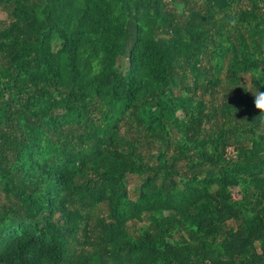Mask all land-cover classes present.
Returning <instances> with one entry per match:
<instances>
[{
	"label": "trees",
	"instance_id": "obj_1",
	"mask_svg": "<svg viewBox=\"0 0 264 264\" xmlns=\"http://www.w3.org/2000/svg\"><path fill=\"white\" fill-rule=\"evenodd\" d=\"M262 83L264 0H0V264H264Z\"/></svg>",
	"mask_w": 264,
	"mask_h": 264
},
{
	"label": "clouds",
	"instance_id": "obj_2",
	"mask_svg": "<svg viewBox=\"0 0 264 264\" xmlns=\"http://www.w3.org/2000/svg\"><path fill=\"white\" fill-rule=\"evenodd\" d=\"M261 86H264V83H262ZM253 97L254 107L259 110L258 117H264V91H259L257 89L256 92L253 94ZM261 122L264 123V120H262Z\"/></svg>",
	"mask_w": 264,
	"mask_h": 264
}]
</instances>
